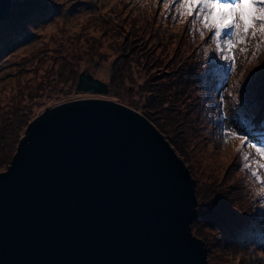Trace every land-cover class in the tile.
<instances>
[{"label":"rangeland","instance_id":"374dc122","mask_svg":"<svg viewBox=\"0 0 264 264\" xmlns=\"http://www.w3.org/2000/svg\"><path fill=\"white\" fill-rule=\"evenodd\" d=\"M44 1L57 11L49 20L26 23L21 34L0 29V47L9 46L0 58V172L16 152H9L16 128L25 126L22 138L46 110L87 99L122 104L172 142L187 167L198 215L190 230L202 240L208 263L264 264V221L260 210L255 212L264 210V185L251 175L255 171L264 181V158L242 147L239 136L224 139L230 129L264 147V139L253 140L254 134L244 132L264 112V35L259 27L255 35L250 31L234 38L233 67L215 55L213 33L199 22L192 24L194 16H181L175 3ZM12 38L16 43L8 45ZM194 70L197 83L189 77L186 82ZM81 73L107 83L109 92L77 91ZM200 84L208 86L210 102ZM9 122L15 130L4 138L1 129ZM216 215L230 229L226 224L218 228L212 222Z\"/></svg>","mask_w":264,"mask_h":264},{"label":"water","instance_id":"95a60500","mask_svg":"<svg viewBox=\"0 0 264 264\" xmlns=\"http://www.w3.org/2000/svg\"><path fill=\"white\" fill-rule=\"evenodd\" d=\"M11 0H0V23ZM76 90L106 95L81 73ZM194 182L134 110L87 99L46 110L0 172V264H209Z\"/></svg>","mask_w":264,"mask_h":264},{"label":"snow or ice","instance_id":"6c2138e0","mask_svg":"<svg viewBox=\"0 0 264 264\" xmlns=\"http://www.w3.org/2000/svg\"><path fill=\"white\" fill-rule=\"evenodd\" d=\"M163 3L165 5L175 3L181 16H194L192 24L199 22L206 30L211 31L213 33L211 39L216 45L215 55L226 62L230 61V50L234 47L235 37H247L250 31L255 35L257 26L261 35H264V0H163ZM243 42L241 39L240 43ZM230 62L234 67V59ZM228 71L231 72L232 68ZM229 134L239 136L242 147L254 148L264 158V147L251 143L248 137L230 129L224 134L225 140ZM260 167L264 168V165ZM251 175L264 185L257 172L252 171Z\"/></svg>","mask_w":264,"mask_h":264},{"label":"trees","instance_id":"16d2710c","mask_svg":"<svg viewBox=\"0 0 264 264\" xmlns=\"http://www.w3.org/2000/svg\"><path fill=\"white\" fill-rule=\"evenodd\" d=\"M55 13H57V11L54 10L53 7L48 5V3H46L44 0H24L21 2L16 1V0H12L10 13H9L7 19L0 23V29H3L6 27V29L8 28L14 32H19L21 34L23 32V28H25L26 23H35L37 21L38 22H41V21L44 22L46 20H49L51 17H53V15H55ZM15 43H16L15 39L12 38L11 40L8 41L7 44L10 45V44H15ZM131 47H133V46H131ZM7 48L5 45H2L0 47V58H2V55L4 54V51H6ZM133 49H134V47L132 48V50ZM261 71H263V67L261 68ZM196 73L197 72L194 70L193 73L190 72V74L188 76L186 75V82L189 83L188 78H187V77H189L191 82L194 81L195 83H197L196 82L197 79L195 77ZM207 80L210 81L209 78H207ZM107 86H108V90H109V85L107 84ZM207 87H208L207 85H204V86L198 85V88L201 90V92L204 96H210V97H206L207 99L209 98V102H210L211 99H213V97H211L209 88H207ZM197 107H199V106L197 105ZM263 113L264 112L261 111V115H263V116L262 117L260 116L261 118H259V120L256 121L255 125L251 129L246 128L244 131L247 134H250V133L254 134L253 140H263L264 139V114ZM145 115H147V117H149V115L147 113ZM152 119H150V121H152L153 124H155V126H156L157 124ZM12 124H13V122H9L5 126L2 127L1 130L3 132L4 138H6V136H9V134H10V136H13V132H14L15 128L11 127ZM157 127H158V125H157ZM24 128H25V126L24 127L22 126L21 128H16L17 140L14 143V148H10V150H9L10 153H13L15 151V148L17 145L16 143L19 142V139L21 138V131H23ZM170 144L173 145L172 142H170ZM207 205H210V204H207ZM259 210L261 212V221H264V210L256 209L255 212H258ZM227 212H228V210L227 211L224 210L225 214H228ZM243 214H248V212H244ZM197 218H198V215L196 216V219ZM214 218H216V219L213 220L211 217H209L210 221L213 220L212 222L215 223L218 228L221 229V227L224 226V224H226L225 226H229V229H230L229 223H227L226 220L223 219V217L216 215V217H214ZM229 232L233 233V231H231V230H229Z\"/></svg>","mask_w":264,"mask_h":264}]
</instances>
